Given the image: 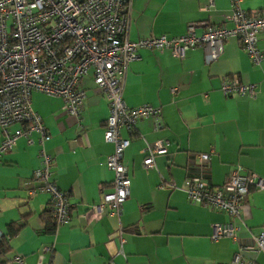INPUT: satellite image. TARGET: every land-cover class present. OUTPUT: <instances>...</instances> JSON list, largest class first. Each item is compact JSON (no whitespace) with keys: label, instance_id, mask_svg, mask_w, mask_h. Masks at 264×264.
<instances>
[{"label":"crops","instance_id":"obj_1","mask_svg":"<svg viewBox=\"0 0 264 264\" xmlns=\"http://www.w3.org/2000/svg\"><path fill=\"white\" fill-rule=\"evenodd\" d=\"M206 2L130 0L127 36L178 34L194 19L231 25L224 19L229 0H212L205 8ZM241 3L248 11L264 9V0ZM257 45L258 63L250 60L236 36L226 37L223 50L210 61L201 45L182 56L168 49L138 48V56L127 64L122 96L130 106L159 105L160 126L153 128L149 116L135 122L122 152L130 182L118 214L106 207L98 217L87 211L100 198V188L111 187L113 176L103 163L113 149L112 141L103 138L108 104L92 68L82 79L85 94L78 117L62 109L59 96L32 90L31 106L49 132L42 146L52 154L51 178L68 191L70 214L50 228L49 192H29L40 183L31 174L41 144L36 132L31 133L32 142L18 136L0 154V229L6 241L0 264L13 252L22 255L21 264H227L236 242L249 243L263 221L264 187H251L240 216L232 217L186 197L185 164L190 151L211 149L209 178L214 184L236 164L264 177V30L257 34ZM232 74L253 81L254 94H223L220 78ZM158 137L167 140L166 149L144 166L142 147ZM161 179L163 186L158 185ZM225 221L239 223L237 241L226 235L211 237L213 223ZM118 227H123V254L116 253ZM242 257L264 264L262 251L245 250Z\"/></svg>","mask_w":264,"mask_h":264},{"label":"built area","instance_id":"obj_2","mask_svg":"<svg viewBox=\"0 0 264 264\" xmlns=\"http://www.w3.org/2000/svg\"><path fill=\"white\" fill-rule=\"evenodd\" d=\"M242 0H229L224 19L231 25L213 23L207 19L186 22L185 30L178 34L149 32L136 38L127 36L130 0H0V154L10 148L22 135L33 141L37 133L40 149L38 164L32 177L40 181L29 192H49L48 210L53 226L69 218L71 202L68 191L56 185L51 178L52 154L42 146L49 132L41 115L31 106L30 94L36 89L61 98L64 111L78 117L85 94L82 79L88 67L96 85L102 90L108 104L103 138L113 143L103 163L113 171L111 187L100 188L98 201L89 204L87 211L98 217L106 207L118 214L129 193L130 178L122 159L123 149L130 143L131 131L140 117H151L152 127L158 128L160 106L147 102L128 105L122 96L127 64L138 56V48L145 46L162 51L168 49L182 56L186 49L201 45L204 58L210 61L223 50V41L236 36L252 62L261 58L257 34L264 30V9L248 11ZM207 0L205 8L211 5ZM176 86L171 87L174 91ZM219 90L223 94H247L255 91L253 81L240 80L236 74L220 78ZM167 140L158 137L142 147L145 151L141 163L153 164V155L165 151ZM206 151H190L185 164L186 197L204 206L240 216L242 202L251 187H264V177L255 170L243 171L233 166L219 184L209 178V155ZM163 180L159 186H163ZM169 186H174L169 183ZM238 222L213 223L211 237L226 235L237 241ZM119 229V247L122 253L123 227ZM3 232L0 229V238ZM227 264H258L255 257L243 258L245 250L264 253V218L249 243H237ZM5 264H21L22 255L5 256Z\"/></svg>","mask_w":264,"mask_h":264},{"label":"trees","instance_id":"obj_3","mask_svg":"<svg viewBox=\"0 0 264 264\" xmlns=\"http://www.w3.org/2000/svg\"><path fill=\"white\" fill-rule=\"evenodd\" d=\"M49 211V210H48ZM49 213V212H48ZM50 225V228H52V224L51 223H49ZM49 228V229H50ZM6 249V241H5V236H4V234H3V236L0 238V251H3V250H5Z\"/></svg>","mask_w":264,"mask_h":264}]
</instances>
